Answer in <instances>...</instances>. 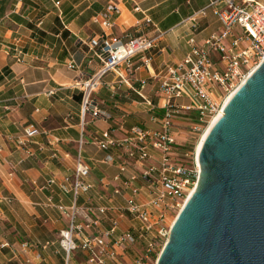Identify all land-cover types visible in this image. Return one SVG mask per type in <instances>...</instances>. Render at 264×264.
Listing matches in <instances>:
<instances>
[{
    "label": "crops",
    "instance_id": "0c3cea01",
    "mask_svg": "<svg viewBox=\"0 0 264 264\" xmlns=\"http://www.w3.org/2000/svg\"><path fill=\"white\" fill-rule=\"evenodd\" d=\"M37 1L44 5V0ZM55 1L49 0L53 9L42 11L39 16L34 12L36 8L29 5L20 13V8L25 6L21 0L9 2L0 14V264H64L65 254L58 242L60 233L69 226V218L62 210L73 205L78 209L76 222L81 233L77 242L103 238L111 228L112 220L117 219L129 194L122 191L115 196L114 190L120 188L130 175L140 176L149 165L159 167V158L152 152L154 157L138 166L125 159L119 149L99 150L94 140L103 132L115 139L122 138L135 126L160 129L164 110L156 94V76L165 66L184 58L189 46L181 22L209 2L58 0L61 6L56 7ZM30 2L36 4L34 0ZM110 2L118 5L120 14L106 30V35L124 39L126 33L146 37L162 33L164 37L157 48L145 54L146 63L140 56L133 59V65L139 69L134 72L137 81L131 86L119 85L113 73L102 78V85L92 94V101L100 110L111 114V120H93L89 114L82 118L81 93L72 85L77 78L87 79L101 67L86 42L102 34L95 17ZM12 14L31 23L34 20L33 24L45 36L39 37L40 40L38 36L34 37L24 23L12 19ZM220 30L221 24L208 10L200 20L196 44L202 46L208 37ZM214 56L217 58L218 55ZM71 61L77 66L75 70L68 68ZM139 87L154 104L153 109L149 110L133 91ZM170 102L182 107L189 104L186 98ZM173 122L175 131L179 123L174 116ZM28 127L37 128L41 134L24 142L23 132ZM175 134L178 137L176 131ZM79 150L83 162L91 168L89 181L94 188L74 199L62 187L71 185ZM26 151L31 155L26 156ZM53 152L57 153V159H53ZM107 156H113L118 162L124 161L125 171L120 174L117 165L105 164L103 160ZM116 176H119L117 181ZM49 181L53 183L49 185ZM134 186L140 189L136 200L146 202L148 184L138 178ZM100 208L107 212L100 213ZM24 212L30 215L29 227L38 228L31 240L22 239ZM137 227V222L125 217L118 221L115 232L105 238L109 246L106 251L114 252L115 260L122 264H137L143 255L141 242L128 250H121L115 244L119 235L134 232ZM72 258L77 264H89L81 250L73 252ZM104 264L116 263L105 255Z\"/></svg>",
    "mask_w": 264,
    "mask_h": 264
},
{
    "label": "built area",
    "instance_id": "2783aa9c",
    "mask_svg": "<svg viewBox=\"0 0 264 264\" xmlns=\"http://www.w3.org/2000/svg\"><path fill=\"white\" fill-rule=\"evenodd\" d=\"M54 4L57 7L59 2L55 1ZM208 10L216 16L221 30L220 33L208 37L202 46H198L195 37L200 20L206 16ZM119 14L118 5L110 2L103 12L95 17L102 34L86 42L92 55L101 62V67L87 79L77 78L72 85L81 93L82 118L89 114L93 120H111V114L100 110L92 101V94L101 87L102 78L108 73H113L119 85L131 86L137 81L134 72L139 69L133 65V59L140 56L146 63L145 54L157 48L164 37L162 33L154 37L126 33L124 39H113L105 32L113 26ZM181 27L186 30L188 52L180 62L165 66L156 76V94L164 110L160 129L147 130L135 126L122 138L115 139L108 132H103L94 140L99 150L119 149L125 159L138 166H143L151 160L154 157L152 152H156L159 167L149 165L140 176L130 175L123 180L120 188L114 190L115 196L120 195L122 191L129 194L119 209L117 219L112 220L111 228L103 234V238L95 237L77 242V236L81 235L76 222L78 209L73 205L62 210L69 218V226L60 233L58 242L65 254L64 264H77L72 258V253L77 250L85 253L86 262L89 264H104L105 255L116 264H122L115 260L117 256L114 252L106 251L109 246L105 238L115 232L118 221L125 217L137 222L138 227L134 232L127 231L119 235L115 241L116 246L121 250H128L137 242H141L144 246L143 255L137 260V264H150L154 256L158 257L168 239L172 216L181 210L191 195L199 174L195 156L191 166L179 163L177 154L180 144L173 130L174 114L181 111L196 113L197 124L192 129L202 131L204 125L207 126L209 120L222 108L224 99L264 60V0H209L207 6L184 19ZM215 54L218 55L217 58ZM68 68L75 70L77 66L71 61ZM141 88H134L133 91L149 110L153 109L154 104L141 92ZM179 98H186L189 104L182 107L170 102ZM40 134L37 128L28 127L24 129L23 141ZM79 145H82V139ZM25 154L31 155L29 151ZM52 157L57 159V153L53 152ZM103 161L105 164L117 165L120 174L125 171L124 161L118 162L113 156H107ZM90 171V166L83 162L79 150L71 185L62 187L63 191L70 193L74 199L91 192L94 184L89 181ZM138 178L148 184L149 197L142 203L136 200L140 189L135 187L134 183ZM117 180L119 176L115 177V181ZM48 183L50 185L53 181ZM98 211L105 214L107 209L100 208Z\"/></svg>",
    "mask_w": 264,
    "mask_h": 264
},
{
    "label": "water",
    "instance_id": "95a60500",
    "mask_svg": "<svg viewBox=\"0 0 264 264\" xmlns=\"http://www.w3.org/2000/svg\"><path fill=\"white\" fill-rule=\"evenodd\" d=\"M196 186L155 264H264V60L196 156Z\"/></svg>",
    "mask_w": 264,
    "mask_h": 264
},
{
    "label": "rangeland",
    "instance_id": "374dc122",
    "mask_svg": "<svg viewBox=\"0 0 264 264\" xmlns=\"http://www.w3.org/2000/svg\"><path fill=\"white\" fill-rule=\"evenodd\" d=\"M36 2V4H32V2H30V0H25V6L22 7V9L20 8L19 12L21 13L24 10H27L28 5L29 6H34L36 8V10L34 12L39 14H42V11L47 12L48 10H52L53 8H51L50 6V2L49 0H40L41 2L43 1L44 5H41L37 0H34ZM52 1V0H51ZM61 4V3H60ZM61 6V5H59ZM44 7H47V10L44 9ZM37 19V18H36ZM35 21L32 20V23H34ZM175 117V121L178 122L179 124L177 125L178 127L175 128V131L178 133V142H179V146H180V150L178 151L177 157L179 159V163H182L185 166H191L192 161H193V157L195 156V147H196V143L199 140L201 134L203 133L204 129L206 128V126L204 125V127L202 128V131L197 132L194 131L192 128L194 125L197 124V115L195 113H176L174 114ZM32 208V206H31ZM177 215V212L172 216V219ZM29 219H30V215L27 212H24L23 215V224H22V232H23V236L24 238H22L23 240H31L33 239V235L37 233V230H34L33 227H29ZM171 219V220H172ZM27 227V228H26ZM24 228L26 230H24ZM160 253V251H159ZM158 253V254H159ZM157 257L154 256L151 261L150 264H155Z\"/></svg>",
    "mask_w": 264,
    "mask_h": 264
},
{
    "label": "trees",
    "instance_id": "16d2710c",
    "mask_svg": "<svg viewBox=\"0 0 264 264\" xmlns=\"http://www.w3.org/2000/svg\"><path fill=\"white\" fill-rule=\"evenodd\" d=\"M11 1H13V0H0V14L4 13V11H5V9H6V5H7L9 2H11ZM21 1L24 2L25 0H21ZM56 1L59 2L58 0H56ZM12 19H13L15 22L24 23V25H25L28 29L32 30V34H33L34 37H35V35L38 36V38H39V37H44V36H45V34H44L42 31H40L38 28H36V26H35L33 23L28 22V21H24V20L21 19L19 16H16V15H14V14H12ZM39 40H40V38H39ZM76 100L79 101V98H76Z\"/></svg>",
    "mask_w": 264,
    "mask_h": 264
},
{
    "label": "bare ground",
    "instance_id": "6f19581e",
    "mask_svg": "<svg viewBox=\"0 0 264 264\" xmlns=\"http://www.w3.org/2000/svg\"><path fill=\"white\" fill-rule=\"evenodd\" d=\"M233 92H231L223 101V105L222 108L209 120V123L207 124L206 128L204 129L203 133L201 134L199 140L196 143V147H195V158L200 150V146L202 144V141L204 140L206 134L208 133L209 129L211 128V126L216 122V120L222 115V109L224 107V105L227 103V101L229 100V98L232 96ZM193 192V191H192ZM191 192V193H192ZM179 212H177L178 214ZM177 216V215H176ZM176 216L171 220L170 222V227L173 223V221L175 220Z\"/></svg>",
    "mask_w": 264,
    "mask_h": 264
}]
</instances>
